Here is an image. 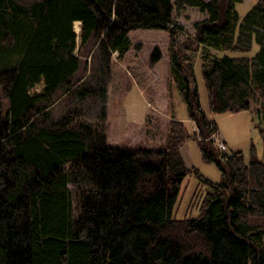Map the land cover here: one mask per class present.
<instances>
[{"label": "trees", "instance_id": "16d2710c", "mask_svg": "<svg viewBox=\"0 0 264 264\" xmlns=\"http://www.w3.org/2000/svg\"><path fill=\"white\" fill-rule=\"evenodd\" d=\"M240 1L0 0V264H264V153L246 161L210 138L216 123L201 107L173 16L185 7L206 13L193 41L204 48L209 109L254 110L264 152V0L241 20ZM135 28L169 31L168 81L195 126L190 133L171 116L160 148L109 144L105 113L89 123L69 107L74 97L105 99L103 80L76 75L89 55L107 71ZM254 43L252 56L217 54L248 53ZM160 58L155 47L150 60ZM59 92L68 107L48 121ZM190 138L218 181L186 166L180 148ZM190 173L204 186L198 214L175 218Z\"/></svg>", "mask_w": 264, "mask_h": 264}, {"label": "rangeland", "instance_id": "374dc122", "mask_svg": "<svg viewBox=\"0 0 264 264\" xmlns=\"http://www.w3.org/2000/svg\"><path fill=\"white\" fill-rule=\"evenodd\" d=\"M258 0H241L235 4V9L242 16ZM175 21L182 26L176 36L178 43L184 45L183 53L194 62L193 70L201 107L205 114L216 123L217 131L221 135L228 151H239L248 161L252 155L263 158V141L259 133V117L254 110L239 112H212L209 109L207 92L201 72L200 53L204 48L197 46L193 41V23L206 17L205 12L196 7H185L173 13ZM79 22H74L75 32H79ZM131 44L124 54L118 58L112 54L108 70L100 68V60L85 56L81 70L76 75H82L84 79H90L91 84H98L103 80L106 87L105 99L99 96H89L85 101L73 98L69 103L71 109H77L80 119L85 122L95 123L102 120L105 113L107 122V143L120 147H155L163 146L166 137V126L171 115L181 120L188 132L195 131L193 122L188 118L186 106L179 93L168 81V42L169 31L161 28H135L128 32ZM158 48L162 57L156 65L151 62V52ZM254 43L250 52L238 53L234 51H219V53L207 49L211 54L218 56L247 55L252 56L257 50ZM86 61V62H85ZM170 85V86H169ZM140 87L143 88L144 93ZM37 90L40 86L36 87ZM146 98L155 102L157 112L150 116L143 128L127 122V118L136 112L140 103ZM60 92L52 104L45 110L48 113V121H55L68 107V102ZM148 101V100H147ZM151 104V106H152ZM147 130H149L147 132ZM180 153L188 168L194 167L203 177L218 181L220 171L212 161L202 158L197 141L188 139L180 149ZM70 187H73L72 185ZM204 191L203 184L193 173L187 174L178 192L173 207L175 218L194 217L198 214V203Z\"/></svg>", "mask_w": 264, "mask_h": 264}, {"label": "crops", "instance_id": "0c3cea01", "mask_svg": "<svg viewBox=\"0 0 264 264\" xmlns=\"http://www.w3.org/2000/svg\"><path fill=\"white\" fill-rule=\"evenodd\" d=\"M116 54V53H115ZM124 57V55H123ZM162 57V54H161ZM157 62H154L153 64L156 65ZM141 91L144 93V90L142 87H140ZM144 101L142 103H140L139 107L137 108L136 112L131 114V117L127 118V122L131 123V124H135L137 126H140L141 128H143L144 124L146 123V121L148 120V118L152 115L154 116V120H155V112H157V107H155L156 105L155 102H153L154 104H152V101L149 100L148 98H146V104L145 99H143ZM148 100V101H147ZM152 104V106H151ZM172 116V115H171ZM174 116V115H173ZM175 117V116H174ZM181 149V148H180Z\"/></svg>", "mask_w": 264, "mask_h": 264}, {"label": "built area", "instance_id": "2783aa9c", "mask_svg": "<svg viewBox=\"0 0 264 264\" xmlns=\"http://www.w3.org/2000/svg\"><path fill=\"white\" fill-rule=\"evenodd\" d=\"M211 139H213V141L215 142L217 148L221 151H226L227 147L221 137V135L219 134L218 131L214 132L211 134L210 136Z\"/></svg>", "mask_w": 264, "mask_h": 264}]
</instances>
